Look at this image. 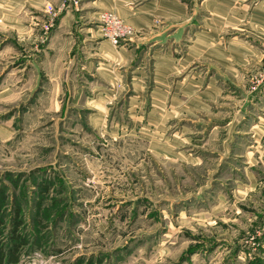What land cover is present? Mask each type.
I'll return each mask as SVG.
<instances>
[{"label":"rangeland","instance_id":"374dc122","mask_svg":"<svg viewBox=\"0 0 264 264\" xmlns=\"http://www.w3.org/2000/svg\"><path fill=\"white\" fill-rule=\"evenodd\" d=\"M260 2L0 0L6 264H264Z\"/></svg>","mask_w":264,"mask_h":264},{"label":"trees","instance_id":"16d2710c","mask_svg":"<svg viewBox=\"0 0 264 264\" xmlns=\"http://www.w3.org/2000/svg\"><path fill=\"white\" fill-rule=\"evenodd\" d=\"M0 238H1V232H0ZM17 260H18V256L15 252V249L12 250L10 255H6L3 249L0 248V264H6V262H17Z\"/></svg>","mask_w":264,"mask_h":264},{"label":"crops","instance_id":"0c3cea01","mask_svg":"<svg viewBox=\"0 0 264 264\" xmlns=\"http://www.w3.org/2000/svg\"><path fill=\"white\" fill-rule=\"evenodd\" d=\"M247 2V1H246ZM260 5H262L261 7H262V13H263V18H262V20H260V26L262 27V29H263V32H264V0H261V2L259 3ZM260 9V8H259ZM257 11V7H255V9H254V11H253V13H252V15H253V17H254V13ZM234 16V15H233ZM235 17V16H234ZM234 17H231L233 20H234Z\"/></svg>","mask_w":264,"mask_h":264},{"label":"built area","instance_id":"2783aa9c","mask_svg":"<svg viewBox=\"0 0 264 264\" xmlns=\"http://www.w3.org/2000/svg\"><path fill=\"white\" fill-rule=\"evenodd\" d=\"M114 38V40H117V38L116 37H113Z\"/></svg>","mask_w":264,"mask_h":264}]
</instances>
